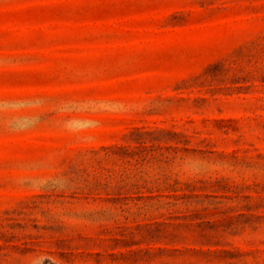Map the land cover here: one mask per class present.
<instances>
[{
  "label": "rangeland",
  "instance_id": "1",
  "mask_svg": "<svg viewBox=\"0 0 264 264\" xmlns=\"http://www.w3.org/2000/svg\"><path fill=\"white\" fill-rule=\"evenodd\" d=\"M0 264H264V0H0Z\"/></svg>",
  "mask_w": 264,
  "mask_h": 264
}]
</instances>
